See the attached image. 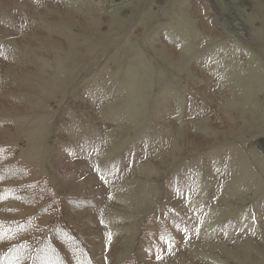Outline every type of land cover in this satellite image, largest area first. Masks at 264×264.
Returning a JSON list of instances; mask_svg holds the SVG:
<instances>
[{
    "label": "rangeland",
    "instance_id": "obj_1",
    "mask_svg": "<svg viewBox=\"0 0 264 264\" xmlns=\"http://www.w3.org/2000/svg\"><path fill=\"white\" fill-rule=\"evenodd\" d=\"M0 151L12 244L53 227L27 186L94 264H264V0H0Z\"/></svg>",
    "mask_w": 264,
    "mask_h": 264
},
{
    "label": "trees",
    "instance_id": "obj_2",
    "mask_svg": "<svg viewBox=\"0 0 264 264\" xmlns=\"http://www.w3.org/2000/svg\"><path fill=\"white\" fill-rule=\"evenodd\" d=\"M5 157H6V154L0 151V181H5L7 179L20 180L21 178L18 177V175L21 174V171L16 166L15 167L13 165L8 166V164H13L14 162H10L9 157L7 158ZM4 174H8V175L3 176ZM9 174H12V175H9ZM24 188H25V191H24L25 194H22V197H21L23 204L28 203L30 204V206H35L36 204H39L42 202L50 203L51 201L50 198L52 197L51 204L46 209V214H49L53 218L51 219L53 220L52 221L53 227L51 229V233L47 235L46 233L49 229L47 230L45 228H38V227L34 228V225L32 224L27 225L26 227H23V228H30L31 232L35 234V236L34 235L30 236L29 237L30 239H28L27 243L16 241L15 243L12 244V241L17 237V234L19 230L21 229H19V227L16 226L15 224H11L9 227L8 225H6V228H3V226L5 225H3L2 227L0 225V240L6 239L7 241L11 242V246H9V249L6 252L5 259L9 260L11 264L21 263V261H26L27 264H34L35 259L40 253V250L43 247L44 248L46 247L47 248L46 252H49L50 251L49 248L51 244L53 243V245H55L57 241L58 244L60 242L62 244H60L59 246L60 249H54L55 252H61V247L63 246V247H66L67 250H69L71 255L74 257V260L76 263L94 264L90 259V256L88 254L89 252L85 250V248H87L86 245L83 244L79 240V238L76 237L77 239H75V237L73 238L72 236L68 235L66 233L68 232L66 228H62V224L64 223H63V220L61 219V214L57 210V208L52 207L54 199H57V197L53 195L52 191L51 190L44 191L43 189L40 190V189L34 188L33 191L28 192L29 194H27V188L29 187L24 186ZM42 212H44V210H42ZM42 214H45V213H42ZM59 219H61L62 221H60ZM59 232L62 233L63 236L61 237L60 235L58 236ZM10 233H13V234L10 235ZM43 256H45V254L42 255V257ZM55 259L56 260L51 262V264H59V263L65 264L66 263L65 259L62 257V253H60L59 255L57 254ZM57 259H59L58 260L59 262H56Z\"/></svg>",
    "mask_w": 264,
    "mask_h": 264
},
{
    "label": "crops",
    "instance_id": "obj_3",
    "mask_svg": "<svg viewBox=\"0 0 264 264\" xmlns=\"http://www.w3.org/2000/svg\"><path fill=\"white\" fill-rule=\"evenodd\" d=\"M115 234L116 231L109 232L110 236L105 232L106 243L101 253V259L98 260L100 264H120L128 259L126 256L123 258L122 253L125 251V247L122 245L120 236Z\"/></svg>",
    "mask_w": 264,
    "mask_h": 264
}]
</instances>
